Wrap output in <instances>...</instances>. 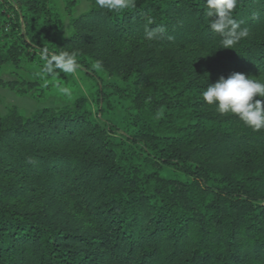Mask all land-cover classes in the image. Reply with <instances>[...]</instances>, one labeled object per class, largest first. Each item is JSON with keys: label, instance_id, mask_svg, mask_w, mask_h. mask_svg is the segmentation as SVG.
I'll return each mask as SVG.
<instances>
[{"label": "trees", "instance_id": "trees-1", "mask_svg": "<svg viewBox=\"0 0 264 264\" xmlns=\"http://www.w3.org/2000/svg\"><path fill=\"white\" fill-rule=\"evenodd\" d=\"M148 16L159 40L144 38ZM233 16L250 35L227 49L205 0L121 13L91 0L59 41L51 0H0V71L78 50L99 116L84 97L0 110V264H264V129L201 96L234 72L264 82V0ZM45 78L37 98L68 84Z\"/></svg>", "mask_w": 264, "mask_h": 264}, {"label": "clouds", "instance_id": "clouds-1", "mask_svg": "<svg viewBox=\"0 0 264 264\" xmlns=\"http://www.w3.org/2000/svg\"><path fill=\"white\" fill-rule=\"evenodd\" d=\"M95 3L101 9L121 13L134 10L137 0H95ZM239 3L240 0H205L207 16L211 18L210 28L222 37L221 48L233 49L250 35L249 29L242 27L233 16V11ZM65 22H68L67 18ZM154 23L151 16L146 17L144 38L147 41L159 40L166 32L165 26L156 24L153 27ZM79 55L78 50L54 53L42 49V71L47 76L62 72L78 79L81 71ZM92 69L102 72L103 61L96 60ZM56 87L64 96L71 97L73 94L69 87H62L58 82ZM201 96L206 104L214 105L220 115H234L253 131L264 129V82L234 72L227 78L221 76L215 83L209 84ZM256 97L258 98L254 99Z\"/></svg>", "mask_w": 264, "mask_h": 264}, {"label": "rangeland", "instance_id": "rangeland-1", "mask_svg": "<svg viewBox=\"0 0 264 264\" xmlns=\"http://www.w3.org/2000/svg\"><path fill=\"white\" fill-rule=\"evenodd\" d=\"M74 6L70 13L66 10L64 0H51V7L56 14L60 16L63 22V27L58 33V40L62 41L71 35V28L69 21L86 12L90 8L91 0H72ZM67 18L68 22H65ZM42 65L32 64L24 61L21 69L13 70L10 68H3L0 71V110L5 113L10 107H15L21 111L25 116H29L36 109L42 107H62L70 105L77 97H84L90 103L91 109L98 119L97 107L93 101V93L95 92L96 84L93 80L87 78L80 72L79 78H74L71 75L65 74L68 78L67 86L72 90V96L67 97L58 92L55 88L51 92L44 93L42 98H37L38 88H45L46 74L42 71ZM37 82L36 87L27 89L26 83ZM25 90V92H24ZM27 90V91H26ZM20 91V92H19ZM117 115L113 119L117 120ZM100 122V121H99ZM104 125L103 122H100Z\"/></svg>", "mask_w": 264, "mask_h": 264}]
</instances>
